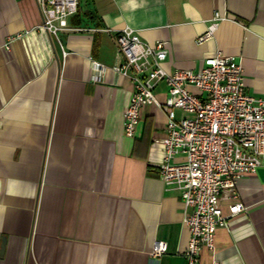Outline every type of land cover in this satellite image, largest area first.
I'll return each instance as SVG.
<instances>
[{"label": "crops", "instance_id": "0c3cea01", "mask_svg": "<svg viewBox=\"0 0 264 264\" xmlns=\"http://www.w3.org/2000/svg\"><path fill=\"white\" fill-rule=\"evenodd\" d=\"M36 1L0 0V264H186V208L157 174L165 115L147 104L124 134L132 71L113 68L116 34L163 40L166 70L233 56L245 91L264 98V0H81L56 34ZM166 93L159 82L155 96ZM236 194L246 210L216 229L198 264H264V162ZM154 240L166 243L158 257Z\"/></svg>", "mask_w": 264, "mask_h": 264}, {"label": "built area", "instance_id": "2783aa9c", "mask_svg": "<svg viewBox=\"0 0 264 264\" xmlns=\"http://www.w3.org/2000/svg\"><path fill=\"white\" fill-rule=\"evenodd\" d=\"M80 1L37 0L41 28L52 34L69 29L67 18L76 13ZM215 25L211 22L196 42L212 35ZM10 40L7 37L5 48ZM116 41L123 61L113 68L124 74L132 71L123 111L124 134H134L143 106L155 103L161 108L165 123L157 174L180 192L188 231L183 256L186 264H198L203 247L213 250L216 229L246 210L236 198V185L242 177L254 175L264 162V98L245 91L242 66L233 56L217 52L202 58L196 70H166L159 65L166 55L163 40L150 44L126 26L117 31ZM92 68L97 79L102 66L94 62ZM159 82L167 88L163 101L154 94ZM178 154L184 159L172 160ZM225 200H232L227 213L222 212ZM165 250V241L154 240L149 255L158 257Z\"/></svg>", "mask_w": 264, "mask_h": 264}, {"label": "rangeland", "instance_id": "374dc122", "mask_svg": "<svg viewBox=\"0 0 264 264\" xmlns=\"http://www.w3.org/2000/svg\"><path fill=\"white\" fill-rule=\"evenodd\" d=\"M180 113H182L181 111H179Z\"/></svg>", "mask_w": 264, "mask_h": 264}]
</instances>
